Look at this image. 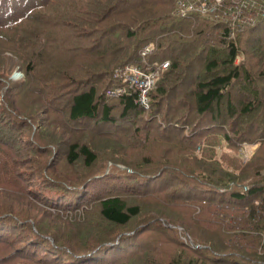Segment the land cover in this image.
<instances>
[{
  "label": "trees",
  "instance_id": "16d2710c",
  "mask_svg": "<svg viewBox=\"0 0 264 264\" xmlns=\"http://www.w3.org/2000/svg\"><path fill=\"white\" fill-rule=\"evenodd\" d=\"M29 1L0 0V38L4 30L14 28L15 40L22 35L24 41L33 37L36 42L43 37L39 40L30 34L34 28L48 22L60 29L61 33L56 36L55 32L49 44L53 42L58 50L69 47L64 53L69 59L55 71L54 67L52 69L59 80L50 88L53 92H49L51 101L47 109L51 113L64 114V118L74 124L73 130L88 127L83 126L86 124L102 123L107 129H99L98 133L115 140L114 147L134 136L132 140L139 144L133 142L131 146H139L145 140L147 147L160 140L167 148L162 158L147 161V158L138 160V156L129 154L127 145L124 151H119L123 158L117 160L109 173L96 178L95 175L82 176L69 184H66L68 180L54 179L61 185L52 184L41 173L47 166L46 159L52 154L46 145H55L60 136L55 129L51 133L45 125L40 133L37 131L32 135L36 143L25 138L31 135L29 131L26 135L22 132L25 128L31 131V124L26 118L22 125L14 121V111L21 115L26 112L14 108L12 99L23 91L32 92V88L22 82H13L0 100V264H264V145L238 172L229 171L217 161L211 162L213 157L205 156L204 152L201 158L195 154V150L201 149L204 138L210 139L213 145L222 138L233 140L232 134H235V146H240V142L253 141L248 135L252 132L256 139L253 142L261 144V139L264 140V116L259 123L253 121L254 110L264 108L263 92L250 66L254 62L257 66L264 64V18L258 19L264 16V0L258 7L260 13L256 14L258 22L250 30L256 33L254 44L248 50L250 57L242 50L241 39L233 24L226 19L232 16V7L236 5L232 0H226L216 12L207 15L196 11L181 15L176 0H58L37 16L36 9L43 8L48 0H32V4ZM209 1L212 0H194L196 3ZM28 19L33 21L24 23ZM98 23H101L100 28H95ZM93 34L100 38V49L93 39L88 40ZM149 45L153 49L147 53L144 62L142 53ZM45 48L39 49L42 52L35 51L30 60L25 59L27 72L38 79H43L39 71L35 74L39 65L51 61ZM76 51L78 54L72 55ZM240 55H245L246 61L238 64ZM166 62L168 67L150 94L149 106L155 115H149L156 118L163 104L167 105L166 110L175 106L174 120L185 111L188 115L194 113L199 122L195 129L199 130L188 133L189 137L186 135L184 140L190 138L188 145L178 140L181 134L173 138V135H165L166 130H163L151 139L152 134L139 128L138 121L147 112L137 102L138 94L133 89L118 98L107 94L109 89L124 85L115 80V70L132 64L154 70ZM258 71L256 76L264 83V65ZM44 80L37 81L40 87H33V91L37 88L39 91ZM2 83L0 77V86ZM207 116L212 118L207 126H203V118ZM164 123L168 122L164 119ZM128 124L135 126L127 128ZM255 127H258L257 131ZM135 131L140 132L141 137ZM185 131L183 129L182 133ZM173 141L179 142L180 150H185L189 156L182 154V161L173 160L168 153L173 150ZM57 147L63 151L69 165L79 164L82 160L83 168L91 170L97 163L98 152L85 140L82 143H58ZM28 170L35 171L30 173ZM182 175L192 184L185 189L182 187L177 196L169 194L174 184L183 183ZM31 178L35 180L31 181ZM152 179L163 188L151 189ZM41 180L48 182L47 189L37 187L33 191L32 188L39 185L34 183ZM109 181L113 183L108 185ZM132 185L149 191L137 193L139 200L154 198L156 204L171 211L170 218L165 217L166 226L158 221L144 229L131 226L140 221L142 215L140 203L130 200L135 193L126 187ZM182 189L187 190L185 195H180ZM82 196L87 199L73 205L72 212L75 213L70 216L76 221L82 220L80 226L83 229L73 228V231L69 230L70 234H54L52 218L61 221L63 207H69L70 202L72 205L73 200ZM33 202L37 204L34 206ZM182 206L184 209L178 222L183 230L175 239L172 236L177 230L173 226L177 221L173 218L178 214L177 207ZM94 208V217L98 221H85L86 211ZM206 215L213 219L207 220ZM114 230L131 235L119 232L115 235ZM181 236L186 240L183 241ZM90 237H95L92 243L87 242ZM130 242L140 245L139 250L133 252L135 254L130 253ZM72 243L79 247L75 249ZM42 246L47 253L57 254L53 260H44L43 255L34 251L35 247ZM120 253L127 255L113 261Z\"/></svg>",
  "mask_w": 264,
  "mask_h": 264
},
{
  "label": "rangeland",
  "instance_id": "374dc122",
  "mask_svg": "<svg viewBox=\"0 0 264 264\" xmlns=\"http://www.w3.org/2000/svg\"><path fill=\"white\" fill-rule=\"evenodd\" d=\"M29 1V0H28ZM38 2L39 0H34V2ZM58 0H48L47 3L43 6V8H37L35 11V15L37 16L38 13L47 10V8L51 7V4H55L54 2H57ZM60 1V0H59ZM213 1V0H212ZM209 1V2H212ZM238 1L241 3V0H235V3L238 4ZM32 0H30L28 3H31ZM32 2V3H34ZM226 2V0H223L222 4ZM263 2L262 0H257V3L252 0L250 5L247 6H242L243 4H241V6L239 7L240 10V16L236 17L235 16H230L228 18H226L230 24H233L235 32L238 34L237 36L240 37V46L242 47V50H244L243 52L246 53L248 52V50L250 49L249 47L252 45V43L254 44V37L256 35L253 34V32H250V30L256 26V22L257 21V17L256 14L260 13V10L258 9L259 4ZM31 3V4H32ZM60 3V2H59ZM202 3V2H201ZM200 4V3H199ZM57 5H61L58 4ZM240 5V4H238ZM262 8L264 9V6H262ZM216 12V11H215ZM214 13V12H212ZM203 15H207L202 13ZM211 14V13H209ZM241 18V19H239ZM263 17H260L258 19H262ZM33 20H25L24 23H31ZM109 25L112 24V20L108 22ZM101 23L95 24L94 27L95 28H100ZM35 31L31 32L30 34H33L37 37H39L40 41H36L34 42V38L32 37L31 40H29L28 38L24 39V36H20L17 40L16 39V35H13V33L15 32L14 28L13 30H4L3 31V35H2V39L0 38V77L3 81V83L0 86V100L3 97L2 95L4 94V92L6 91V89L8 87H11V84H14L13 82H22L24 84V86L28 87V88H32V92L30 91H23L20 95H17L14 99L13 97V101L15 103L14 108H16L17 110H21V111H25L26 113L24 115H21V112H16L14 111L16 114L13 115V119L14 121L19 124L22 125L25 122V118L28 120V122L31 124V131L27 130V128L24 129V131L22 133L26 132L28 134L31 135L30 137H26L25 138H29L30 140L33 141V137L32 135H34L37 131L40 133V130H42V128L46 125L48 128H50V132L53 133V130L55 129L56 132H58L60 137H57V142H55V145L53 146H48L47 148L51 149L52 154L46 159V165L44 172L41 173L44 176L48 177V180L50 183H56L54 181V179H59V181L61 179L68 180L66 181V184L71 183V181H76L77 178L82 177V176H86V175H95L94 178L98 177L99 175H104L105 173H109L110 170H113V168L117 165V160L120 158H123L122 154L119 153V151H124L125 147H127L128 145V153L131 155H135L138 156V160H140L141 158H147V161H153V159H157V158H162L164 155V151L167 148V144L166 143H160L159 141H156L154 143H152L151 145L149 144V146L146 147V141L143 140V148H142V144L139 146H131L130 144L133 142H136L139 144V142L136 140H132L134 136H129V138L126 140V142H122L121 144H119L117 147L115 146V140L113 139H109V138H105V137H101V135L98 133L99 129H107V126H103L102 127V123L99 124H86L83 126H88V127H78L75 128L73 130L74 124H72L71 122H69L68 119L64 118V114L62 113H51L50 110L47 109V106L50 105V99L48 98L49 96V92L52 93L53 91H51V87L54 85V83L59 80L57 75H53V67H54V71L55 68H57L58 66L62 65L63 61H67L69 58L64 54L65 52L69 51V47H65L63 48V50L60 48V50H58L57 48H54V46H57L56 44L53 45V42L49 44V41L52 40V37H55V32H56V36L58 33H61L60 29L56 28L55 26L49 24L48 22L44 23L42 26H39L38 28H34ZM256 29V28H255ZM247 31H249L250 33H247ZM252 31V30H251ZM46 34H45V33ZM44 34V36H43ZM13 36V37H12ZM264 36V35H263ZM50 37V38H49ZM89 37V38H88ZM88 40L93 39V41H95V45H97V48L100 49V46H98V44L100 43V38L97 34H93V35H89ZM12 38V39H11ZM262 45H264V43H262ZM93 46V45H92ZM43 47H46L44 49V52L46 51L47 55H48V59H50L51 61H47V63L45 64H41L40 69L38 68L37 71L35 72L38 73L39 71V75L41 78L43 79H38L36 77H33L32 73L27 72L26 70V58H29L28 60H30L32 54L36 51L38 52H42V50H39ZM51 47V48H50ZM50 48V49H49ZM70 54V52L68 53ZM78 52H74L72 53V55H77ZM252 56L251 53L248 52V57ZM82 58V57H81ZM82 60V59H81ZM84 61V60H82ZM243 61H246V56L245 55H240L239 58L237 59V63L240 64ZM52 63V67H50ZM76 63V62H73ZM264 64H260L257 66V64H255V62L253 64H251V69L254 72V76L256 77V82L258 87H260L261 91L263 92L262 97L264 98V83H261L260 80L258 79V77L256 76V73H258L260 67H262ZM128 66V65H127ZM131 66H135V65H131ZM142 68V67H141ZM152 67H147L144 66L142 69L145 71L150 70L151 71ZM7 69V70H6ZM116 71V70H115ZM202 73V72H201ZM115 78V77H114ZM45 79V80H44ZM44 80V86L41 88L36 89V91H33V87L39 86L37 84V81H43ZM89 80V79H88ZM116 80V78H115ZM118 81H121L120 79H117ZM36 83V84H35ZM35 84V85H33ZM121 85V84H120ZM119 85V86H120ZM43 89V90H42ZM155 89L154 87H152L148 94H147V100L143 101L140 103L141 107L148 113L143 115V119H141V121H138L139 124V128L141 130H145L144 132H148L152 135H150L151 139H154L155 136L158 137V134L164 132L163 130H166L165 135H173V138H175L174 136H178L179 134H181L182 137H179L178 140H181V142H187L188 145V140H184V138L186 137V135H188V133L190 134L191 132H197V130L199 129H195L196 125H199L197 122V118L195 116L194 113H192L191 115H188V113H186V111L182 114V116L175 118L174 120V114H175V106H173V108H169V110H166V104L162 105L161 111L156 113V118L151 116L149 114H153L155 115L151 110H150V94L152 93V90ZM50 90V91H49ZM14 89L11 90V94H13ZM46 91V92H45ZM181 91V90H180ZM179 94V92H178ZM238 93H235V96ZM240 98V96H239ZM58 101V100H57ZM176 103H178V99L175 98ZM53 102H56V100H53ZM173 105V104H172ZM2 109V108H1ZM150 111V112H149ZM256 111L253 115H254V120H256V122H260L263 118V114H264V108H259L258 110H254ZM188 112V111H187ZM10 115V114H9ZM149 115V116H148ZM257 115V116H255ZM12 116V115H10ZM189 116V117H187ZM150 117V118H149ZM157 119L156 122L153 121V119ZM211 116H207L205 118H203V126L204 125H208L209 121L211 120ZM33 119V120H31ZM140 119V118H139ZM164 119L168 122V123H164ZM186 119V120H185ZM245 120V119H244ZM244 120L242 122H244ZM175 122V123H174ZM230 122V121H228ZM151 123L156 124V126H153ZM158 123V124H157ZM169 123H173V124H169ZM232 123V122H231ZM187 124V125H186ZM257 125V123H256ZM129 126L131 128H134L135 125H130L128 124L127 128H129ZM126 128V129H127ZM258 127H255V131H257ZM139 129V130H140ZM186 130L184 133H182V130ZM257 129V130H256ZM202 131H204V128L201 129ZM226 130V129H225ZM75 131V132H74ZM228 131L230 133H232V131H230L228 129ZM79 132V133H76ZM133 132V129H132ZM137 132V131H135ZM138 135L141 137L140 132H137ZM192 134V133H191ZM136 134V136H138ZM234 139L233 140H228L225 138H222L221 141L216 140V142H213V145H211V142L209 141L210 139H202L201 142H203L201 144V149L198 148L197 150H195V154L201 158L202 153L204 152L207 157H213L210 161L214 162L217 161L219 163L222 164L223 167H225L226 169H228L229 171H234V172H238L239 168L240 170H242V168L246 167L250 162V160L253 159V155L256 153L257 149L259 147H261L262 145H264V140L261 139L262 143H255L253 142L256 139H253L254 133H248L249 136H251L253 141H245V142H240L242 143L240 146L236 145L237 142V135L232 134ZM254 137H253V136ZM138 136V139L140 138ZM161 136V135H159ZM142 137H144V135H142ZM189 137V135H188ZM61 138V141L60 139ZM110 140L111 142L109 143H105V140ZM239 139V138H238ZM87 141V143H89L90 146L93 147V150L95 152H98V160L96 165L91 169V170H87L83 168V161L80 160L79 164H75V165H69L67 164L66 160H64V155H63V151L57 147L58 143L63 144L64 142L68 143V141L70 142H81L82 141ZM176 140V141H178ZM220 141V142H219ZM1 142V141H0ZM34 143H36L35 141H33ZM129 142V143H128ZM159 143V144H158ZM107 144V147L104 145ZM173 146V150H169L171 152H168L169 154H171L173 160L175 161H182L181 155L182 154H187L185 152V150H180V146L181 144L179 142H175L173 141V144H171ZM185 145V144H183ZM235 147H233V146ZM187 146H185L186 149ZM114 148V149H113ZM142 148L143 150L140 151L139 149ZM214 151V152H213ZM188 155V154H187ZM257 155V153H256ZM189 156V155H188ZM185 164H191V162H184ZM123 167V166H122ZM236 167V168H235ZM122 170H124V168H122ZM30 173L35 171V170H28ZM132 172V170H131ZM148 172V171H145ZM154 172V171H153ZM34 173V172H33ZM184 173V172H183ZM26 175H29L26 173ZM58 177V178H57ZM182 177L185 179H182L183 183L180 182V184H174L175 186H173V188H170V190L168 191L169 194H175L176 196L178 195V192L181 190V188L183 187L184 189L186 188L185 186H189L192 183L182 175ZM40 176L37 178L39 179ZM93 178V179H94ZM46 179V177L44 178V180ZM34 178H31V181H34ZM153 183L151 186V189L153 188L154 190H159L162 189L163 187H161V185H157V183L154 181L155 179H152ZM135 180H133L134 182ZM41 182H43L42 184H40ZM136 182V181H135ZM113 183V181H109L108 185H111ZM34 184H39L36 187L32 188L33 191L36 190L37 187L46 190L47 189V185L48 182H44L43 180H41L38 183H34ZM58 186H60L61 184L58 183ZM64 186V185H63ZM131 189L132 192H134L135 194L131 195V197L133 199H130L131 201H134L137 203V201L140 203V210H141V217H139V220L142 221H136L134 222L131 226L134 228H141L143 227V229L145 228L144 226L146 225H150L155 221H158L159 223H161L164 226H166L167 224V219L165 218L166 216L169 217V214L171 211H169L168 209H165L163 205H159L156 204V200L154 198L148 199V200H139L140 199V195L137 194L141 191H143V188H140L139 185L138 186H129L126 187ZM125 187H123V189H126ZM172 189H173V193H172ZM183 190V192L180 195H185L187 190ZM31 190V189H29ZM108 191H113V190H109L106 189ZM80 191V190H79ZM115 192V191H113ZM145 194H147L149 191L145 190L143 191ZM175 192V193H174ZM55 193V192H53ZM62 195V194H60ZM85 197L82 196V198L80 199H76L73 200L72 205L69 204V207H63L62 212L63 215L61 216V221H55L54 218H52L51 221H53V233L57 234V233H66V234H70V231H73L72 229H77V230H81V226L82 225V220L81 221H76L74 217H71L70 215H72V213L74 214L75 212H72V207L73 205L76 204H81L85 201ZM94 199V197H93ZM69 202H66V204L68 205ZM71 203V202H70ZM23 204V203H22ZM34 206L37 204H35L33 202ZM50 204V203H49ZM87 203H85L84 205H86ZM87 207V206H85ZM93 208V207H92ZM184 207H177V212H176V216L175 219L173 218L175 222V225L173 226V228H176L177 233H173L172 238H177L179 236V232L181 233V231L183 230V228L180 226L179 222L181 220V218H179L182 214ZM48 210L50 211L51 209L48 208ZM90 210V209H89ZM87 210L86 211V219H91V221H98L94 215L96 216L95 213V208L94 210ZM85 212V209H84ZM180 212V213H179ZM93 214V216L91 217V215ZM50 218V217H49ZM48 218V219H49ZM95 218V219H94ZM170 218V217H169ZM205 218L207 220L213 219L210 215H206ZM34 222V221H33ZM59 222H61L59 224ZM78 222V223H77ZM140 222V223H139ZM58 224V225H57ZM139 227H138V226ZM33 227H37L34 224H32ZM131 228V227H130ZM156 228H160V227H156ZM60 229V231H59ZM83 229V228H82ZM70 230V231H69ZM130 231V230H129ZM114 234L118 232L120 234H124L126 236H130L131 234H128L129 232H121V230H114L113 231ZM128 234V235H127ZM116 235V234H115ZM95 237H90L89 240L87 239V242H93V240ZM33 239V238H31ZM181 239L183 241H185V237L181 236ZM35 240V238L33 239ZM73 244V243H72ZM71 244V245H72ZM75 249L76 246L75 244H73ZM110 245V244H109ZM45 246H42L40 248H34V251L37 252L39 255H43V259L44 260H48L51 261L53 260L52 258H54V255L56 256L57 254L54 253L52 254V250H50L52 253H47V250L44 249ZM79 247V246H77ZM128 247L131 248L130 253H133L135 251H138L140 248V245L135 244L133 242H130L128 244ZM162 247V245H161ZM49 248H52L51 246ZM48 248V249H49ZM166 248L163 247V250L161 249V251L163 252L164 249ZM99 249V248H98ZM97 249V250H98ZM95 250V251H97ZM30 252H32V249H29ZM113 255L115 254L114 252H112ZM135 254V253H133ZM127 254L124 253H120V255L114 257L113 261H118L123 259ZM65 261L66 263H69L70 261L65 257ZM112 261V262H113ZM57 262V261H55Z\"/></svg>",
  "mask_w": 264,
  "mask_h": 264
},
{
  "label": "built area",
  "instance_id": "2783aa9c",
  "mask_svg": "<svg viewBox=\"0 0 264 264\" xmlns=\"http://www.w3.org/2000/svg\"><path fill=\"white\" fill-rule=\"evenodd\" d=\"M252 0H241V3L238 1L235 3V0H232L235 3V7H232L231 15L235 18L240 16L239 7L250 5ZM257 3V0H254ZM223 0H213L212 2H202L196 3L194 0H176V5L178 13L181 15H186L191 12H200L201 14H209L217 11L223 4ZM241 19V18H239ZM153 49L151 45L145 48L142 53L144 62H146L147 53ZM146 65V64H145ZM168 67V62L163 63L156 67L154 70L151 69L148 71L143 70L141 67L135 66H124L119 68L114 72V77L120 79L123 86H117L115 88L109 89L107 94L112 98H118L123 95L128 94V90L133 89L138 94L137 102L140 104L143 101L147 100V94L152 87H155L160 75Z\"/></svg>",
  "mask_w": 264,
  "mask_h": 264
},
{
  "label": "bare ground",
  "instance_id": "6f19581e",
  "mask_svg": "<svg viewBox=\"0 0 264 264\" xmlns=\"http://www.w3.org/2000/svg\"><path fill=\"white\" fill-rule=\"evenodd\" d=\"M54 181H56V180H54ZM87 184V183H86ZM89 190V189H88ZM45 203V202H44ZM71 204V203H70ZM2 210V209H1ZM4 211V210H3ZM6 211V210H5ZM2 212V211H1ZM3 213V212H2ZM5 214V213H4ZM6 219V218H5ZM16 221V220H15ZM13 229V228H12ZM7 237V236H6ZM29 246V245H28Z\"/></svg>",
  "mask_w": 264,
  "mask_h": 264
}]
</instances>
